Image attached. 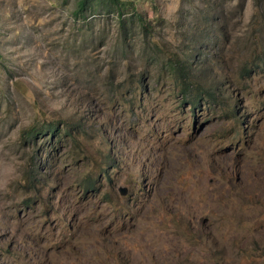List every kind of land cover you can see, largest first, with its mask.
I'll return each instance as SVG.
<instances>
[{
  "label": "rangeland",
  "instance_id": "374dc122",
  "mask_svg": "<svg viewBox=\"0 0 264 264\" xmlns=\"http://www.w3.org/2000/svg\"><path fill=\"white\" fill-rule=\"evenodd\" d=\"M134 1L0 0V264H264V0Z\"/></svg>",
  "mask_w": 264,
  "mask_h": 264
},
{
  "label": "trees",
  "instance_id": "16d2710c",
  "mask_svg": "<svg viewBox=\"0 0 264 264\" xmlns=\"http://www.w3.org/2000/svg\"><path fill=\"white\" fill-rule=\"evenodd\" d=\"M134 0H76V7L74 9V14L76 16H84L85 13L89 9H95L97 7L102 8V10L112 13H117L119 17V24L123 28V30H126L127 26V20L126 17H124L125 13L124 11L126 9L134 8ZM137 20L139 22V28L142 29V32H145V35L148 34V28L147 24L143 20V18L138 15ZM126 31L123 32L124 36H126ZM262 56L260 55V58L264 60V49L262 51ZM170 68H172V71H175L176 76H178L180 82L182 83V92L186 94L188 91L190 84L193 79V74H190V69H188L186 66H183L182 64H170ZM200 98V97H199ZM199 101V100H198ZM196 102H193L191 106H195ZM51 130L49 134H51L53 131H56L58 128L57 126H48ZM37 127H33L32 131L35 133H40ZM47 129V130H48ZM128 195V194H127ZM126 195V196H127Z\"/></svg>",
  "mask_w": 264,
  "mask_h": 264
},
{
  "label": "water",
  "instance_id": "95a60500",
  "mask_svg": "<svg viewBox=\"0 0 264 264\" xmlns=\"http://www.w3.org/2000/svg\"><path fill=\"white\" fill-rule=\"evenodd\" d=\"M118 191L119 193L122 195V196H126L128 193H129V190L127 187H119L118 188Z\"/></svg>",
  "mask_w": 264,
  "mask_h": 264
}]
</instances>
